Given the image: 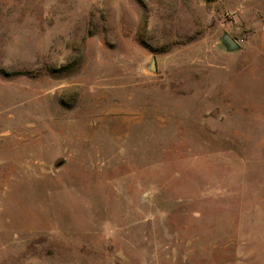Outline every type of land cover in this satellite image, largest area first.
I'll list each match as a JSON object with an SVG mask.
<instances>
[{
  "label": "rangeland",
  "instance_id": "obj_1",
  "mask_svg": "<svg viewBox=\"0 0 264 264\" xmlns=\"http://www.w3.org/2000/svg\"><path fill=\"white\" fill-rule=\"evenodd\" d=\"M0 264H264V0H0Z\"/></svg>",
  "mask_w": 264,
  "mask_h": 264
},
{
  "label": "water",
  "instance_id": "obj_2",
  "mask_svg": "<svg viewBox=\"0 0 264 264\" xmlns=\"http://www.w3.org/2000/svg\"><path fill=\"white\" fill-rule=\"evenodd\" d=\"M224 41L228 45V47H229L230 50L239 49L238 42L235 39H233L231 36L225 35ZM154 67H155V62H153V64H152V68L153 69H154Z\"/></svg>",
  "mask_w": 264,
  "mask_h": 264
}]
</instances>
